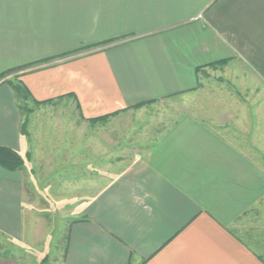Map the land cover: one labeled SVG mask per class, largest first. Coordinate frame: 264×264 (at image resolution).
Here are the masks:
<instances>
[{
  "label": "crops",
  "instance_id": "1",
  "mask_svg": "<svg viewBox=\"0 0 264 264\" xmlns=\"http://www.w3.org/2000/svg\"><path fill=\"white\" fill-rule=\"evenodd\" d=\"M237 58L264 80V0H0V147L27 142L13 78L39 101L75 94L89 117L187 92L198 68ZM240 148L190 115L168 124L83 202L62 264H264L229 229L264 196ZM24 183L0 163V236L14 244L29 231ZM0 264L22 263L0 249Z\"/></svg>",
  "mask_w": 264,
  "mask_h": 264
},
{
  "label": "rangeland",
  "instance_id": "2",
  "mask_svg": "<svg viewBox=\"0 0 264 264\" xmlns=\"http://www.w3.org/2000/svg\"><path fill=\"white\" fill-rule=\"evenodd\" d=\"M73 54L31 62L29 67L33 71ZM198 70L193 89L106 113L113 114L105 120L91 121L97 116L87 117L73 93L42 104L34 103L31 95L15 93L27 141L22 154L16 153L25 177L29 231L21 244L0 236V249L17 251L22 264H62L68 223L80 214L83 202L128 166L165 126L184 115L227 132L264 174V80L239 58ZM258 199L229 229L264 257V196Z\"/></svg>",
  "mask_w": 264,
  "mask_h": 264
},
{
  "label": "trees",
  "instance_id": "3",
  "mask_svg": "<svg viewBox=\"0 0 264 264\" xmlns=\"http://www.w3.org/2000/svg\"><path fill=\"white\" fill-rule=\"evenodd\" d=\"M11 86H12L14 92L17 95H23L24 94L25 96H30V93L28 92V90L22 84H20V83L15 84V83L11 82ZM47 101H51V100H44V101L34 100V103L41 104V103H45ZM142 104L143 103L136 104L135 107H140ZM113 113H111V114H113ZM111 114H105V115H102V116H97L95 118H90V120L91 121H95V120H105L107 118V116H109ZM0 163L4 167H6L8 169L16 170V169H19V167H20L19 166L20 157L18 156V154L16 152H14L12 150H9L7 148L0 147Z\"/></svg>",
  "mask_w": 264,
  "mask_h": 264
}]
</instances>
